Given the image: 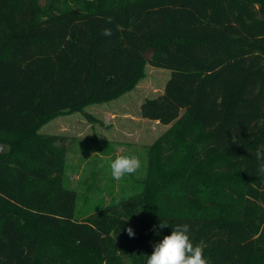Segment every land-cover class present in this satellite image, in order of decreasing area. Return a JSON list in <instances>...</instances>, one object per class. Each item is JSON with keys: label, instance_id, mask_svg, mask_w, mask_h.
Masks as SVG:
<instances>
[{"label": "trees", "instance_id": "1", "mask_svg": "<svg viewBox=\"0 0 264 264\" xmlns=\"http://www.w3.org/2000/svg\"><path fill=\"white\" fill-rule=\"evenodd\" d=\"M148 63L171 75L141 115L169 127L141 189L77 218L66 148L40 129ZM0 142V264H147L176 224L209 264H264V0H0Z\"/></svg>", "mask_w": 264, "mask_h": 264}, {"label": "rangeland", "instance_id": "2", "mask_svg": "<svg viewBox=\"0 0 264 264\" xmlns=\"http://www.w3.org/2000/svg\"><path fill=\"white\" fill-rule=\"evenodd\" d=\"M171 70L146 65L145 76L135 88L116 99L65 112L44 124L40 132L58 136L66 148L64 185L77 191V218L86 216L124 194L141 189L147 175L149 148L169 127L141 115L147 97L163 93ZM118 155H136L141 167L116 181L110 163ZM103 165V167H101Z\"/></svg>", "mask_w": 264, "mask_h": 264}, {"label": "clouds", "instance_id": "3", "mask_svg": "<svg viewBox=\"0 0 264 264\" xmlns=\"http://www.w3.org/2000/svg\"><path fill=\"white\" fill-rule=\"evenodd\" d=\"M113 22L112 17L107 18V23ZM112 30L105 28L102 35L112 36ZM258 161V174H264V148H258L255 152ZM103 167V165H101ZM141 161L136 155H118L111 163V176L116 181L122 180L125 175L134 174L140 169ZM169 226L166 220H162L159 228ZM190 226L188 224H176L170 235L164 236L162 241L153 245V252L147 257V264H209L204 258L205 242L201 240L193 244L190 238ZM129 237H134L132 228L127 229Z\"/></svg>", "mask_w": 264, "mask_h": 264}, {"label": "water", "instance_id": "4", "mask_svg": "<svg viewBox=\"0 0 264 264\" xmlns=\"http://www.w3.org/2000/svg\"><path fill=\"white\" fill-rule=\"evenodd\" d=\"M155 53V49L154 48H148L145 52V57L146 59H151L153 57ZM4 151V144L2 142H0V153H2Z\"/></svg>", "mask_w": 264, "mask_h": 264}, {"label": "crops", "instance_id": "5", "mask_svg": "<svg viewBox=\"0 0 264 264\" xmlns=\"http://www.w3.org/2000/svg\"><path fill=\"white\" fill-rule=\"evenodd\" d=\"M147 119V118H146ZM158 121V120H157Z\"/></svg>", "mask_w": 264, "mask_h": 264}]
</instances>
